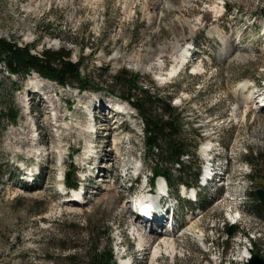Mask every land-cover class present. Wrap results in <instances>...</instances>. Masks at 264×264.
<instances>
[{
  "label": "rangeland",
  "instance_id": "374dc122",
  "mask_svg": "<svg viewBox=\"0 0 264 264\" xmlns=\"http://www.w3.org/2000/svg\"><path fill=\"white\" fill-rule=\"evenodd\" d=\"M159 2L0 0V37L18 45L33 44L35 53L64 47L72 61L84 56L81 72L98 88L79 93L74 86L50 81L37 86L44 88L34 95L30 88L40 81L36 72L23 81L0 67V111L8 103L19 110L15 124L0 123V264H72L69 256L83 264L89 239L104 246L109 231L115 255L122 251V242L136 264H214V256L221 262L215 264H248L249 256H241L245 244L248 255L264 259V200L254 193L256 188L264 190V111L247 109L255 100L250 91L264 78V0ZM122 69L137 72L140 84H152L157 96L172 95L171 104L182 118V137L189 144L215 136L214 143L227 155V179L196 189L202 207L187 201L193 202L192 189L183 192L179 186L181 199L176 203L168 190V206L174 207L178 224L169 238L178 245L172 260L163 248L158 250L160 260H153L155 245L146 249L135 231L139 223L145 225L126 207V199L150 176L152 160L135 111L130 107L128 117L108 110L109 101L124 105L115 96L121 87L110 81ZM13 83L19 90L10 92ZM243 84L249 86L248 93L236 92ZM47 96L53 102L45 101ZM91 116H96V124ZM96 129L103 134L100 138ZM104 152L107 158L114 152L116 169L109 161L101 162ZM184 160L192 171L201 156L196 151ZM23 166L39 170L31 183L21 175ZM73 167L79 185L85 187L79 205L62 201V182ZM139 167L142 176L128 189ZM171 168L177 172L176 166ZM242 170L249 172L246 186L240 183ZM188 174L185 179L190 181ZM230 181L236 184V196L230 192ZM233 206L242 211L234 224L228 222ZM191 214L195 216L189 222ZM199 229L208 240L214 239L215 255L204 251L200 234H194ZM249 234L254 238H243ZM230 249L237 263L227 261Z\"/></svg>",
  "mask_w": 264,
  "mask_h": 264
},
{
  "label": "trees",
  "instance_id": "16d2710c",
  "mask_svg": "<svg viewBox=\"0 0 264 264\" xmlns=\"http://www.w3.org/2000/svg\"><path fill=\"white\" fill-rule=\"evenodd\" d=\"M31 46L34 45H18L0 37V67L2 66L10 75L21 76V79L34 71L62 86L74 85L79 90L97 89L92 85L90 76L83 75L81 72L84 56H80L77 61H72L70 50L64 47L58 49L43 48L35 53L31 51ZM110 81L113 84L118 83L122 89L119 96L135 108L142 121L143 144L148 157L152 160L153 176H163L173 189L177 187L179 182L193 183L199 167L193 171H188L189 166L184 164L180 158L186 153L192 155L196 142L193 140L189 144L182 137L184 131H182V118L171 104L172 95L166 92L164 96H157L151 89L152 84H140L142 81L137 72L127 74L122 69L115 72L110 77ZM123 81L124 84H121ZM17 88L18 86L13 83L11 91H9L12 92ZM7 106V109L0 111V123L4 120L16 123L17 108L12 103H8ZM171 166L177 167L176 173L171 171L174 168ZM183 174H188L191 177V182L184 180ZM66 184L69 187H75L77 185L76 179L67 180ZM109 244L107 241L106 245L102 246L97 240L91 243L89 239V243L85 245V248L87 247L85 261L82 263L114 264ZM69 257L72 264H77L74 257Z\"/></svg>",
  "mask_w": 264,
  "mask_h": 264
},
{
  "label": "bare ground",
  "instance_id": "6f19581e",
  "mask_svg": "<svg viewBox=\"0 0 264 264\" xmlns=\"http://www.w3.org/2000/svg\"><path fill=\"white\" fill-rule=\"evenodd\" d=\"M160 0H155V3L157 2V4H159L160 2H159ZM150 2V1H149ZM159 2V3H158ZM231 46V45H230ZM225 52V51H224ZM223 52V53H224ZM226 53V52H225ZM227 55H228V53H227ZM224 57V56H223ZM177 66V65H176ZM178 67V66H177ZM176 67H172V71H174V69H175ZM172 71H170V72H172ZM168 74H170V73H168ZM39 82H36L37 83V85H35L34 84V87H37V86H45V84H46V82H50V81H48V80H45V79H43V78H40L39 77ZM33 86V85H32ZM44 88V87H43ZM238 90L239 91H241V92H245V91H248V87H247V85H245V84H243V85H240V87L238 88ZM48 91V89H44V91H43V93H46ZM53 95V94H52ZM45 101H49V102H53V100H52V97L51 96H47V98H45ZM246 102V103H245ZM252 102V100L250 99L249 101H244V102H240V105H239V108H241V105H243V104H245V105H247L248 103H251ZM45 104V103H44ZM112 104H110V106H111ZM45 106V105H44ZM254 106V108H256L257 107V105H251V106H248L247 105V109H249L250 107H253ZM50 108V107H49ZM54 110H56V108L54 109ZM257 111H260V110H257ZM256 111V112H257ZM244 112H246V109H244ZM54 115V114H53ZM94 118V121H96V116H94L93 117ZM105 121H108V119L107 118H105ZM97 122V121H96ZM107 123V122H106ZM115 123V122H114ZM95 124V123H94ZM108 125V124H107ZM94 128L96 127L95 125L93 126ZM105 130L106 131H110L111 130V127H106L105 128ZM95 132H96V137L97 138H100L103 134L100 132V130H95ZM253 134H254V132H253ZM252 134V135H253ZM256 135H258V133H256ZM264 135V134H263ZM28 136H29V133H28ZM255 137V136H254ZM263 137V136H262ZM29 138L30 139H34V136L32 135L31 137L29 136ZM264 138V137H263ZM257 139V138H256ZM256 139H255V142H256ZM106 144H104V146H105ZM90 145H88L86 148H85V151H84V159L87 157V155H88V151H90ZM107 161H109V162H111V166H112V168H114V169H116V156H115V154H114V152H112L111 154H109L108 155V158L106 157V152H104L103 153V156L101 157V162H103V163H105V162H107ZM238 169V168H237ZM239 170V169H238ZM231 174V173H230ZM240 175H241V173H239ZM234 175V174H233ZM233 175L231 174V176L233 177ZM242 177H241V179H243V173H242V175H241ZM240 183H242L241 181H240ZM230 184H232V185H230ZM229 185L231 186V189H230V192H232V194L233 195H237V188L235 187L236 186V184H235V182L234 181H230V183H229ZM238 185V184H237ZM229 199V198H228ZM70 200V199H69ZM230 200H231V198H230ZM194 216L195 215H193V214H191V215H189V217H188V221L189 222H191L190 220H192L193 218H194ZM137 219H135L134 220V223L137 225ZM140 222V221H139ZM139 226H142V224H140L139 223V225H137V227L135 228V231L137 232L136 233V235H138L139 236V239H140V244L141 245H144L145 246V248L147 249L148 247H150V246H153V245H155L154 246V249H153V252H152V258H153V256H154V254L155 253H158L160 250V248H163L164 249V251H165V253H167L168 255H172L173 253H176L178 250H177V243L173 240V238L172 239H170L169 240V238H171L170 236L172 235V233H162V234H159V232H157L156 231V229H154V230H151V229H149V228H147L146 226H142V227H139ZM171 227V224H170V226L168 227V228H170ZM190 228H192V226L190 227ZM168 231V230H167ZM167 235H168V237H167ZM155 243H157V244H155ZM159 250V251H158ZM247 251V253L249 252V250L248 249H245V251H243V253L244 254H242L241 256L242 257H248L246 254H245V252ZM241 258V257H240ZM156 262H157V260H156ZM156 264H159V263H156Z\"/></svg>",
  "mask_w": 264,
  "mask_h": 264
},
{
  "label": "water",
  "instance_id": "95a60500",
  "mask_svg": "<svg viewBox=\"0 0 264 264\" xmlns=\"http://www.w3.org/2000/svg\"><path fill=\"white\" fill-rule=\"evenodd\" d=\"M256 194L259 197L260 200L264 199V192L262 189H257L256 190ZM228 232L231 233L232 232V228L228 229ZM249 264H264V260L259 257V255H257L256 253L253 254V256L250 259Z\"/></svg>",
  "mask_w": 264,
  "mask_h": 264
}]
</instances>
